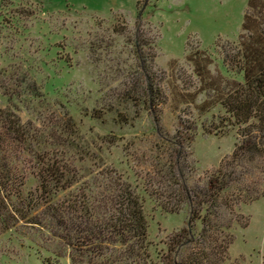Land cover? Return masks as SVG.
<instances>
[{
  "label": "rangeland",
  "instance_id": "374dc122",
  "mask_svg": "<svg viewBox=\"0 0 264 264\" xmlns=\"http://www.w3.org/2000/svg\"><path fill=\"white\" fill-rule=\"evenodd\" d=\"M247 2L0 0V109L18 116L28 135L13 159L23 194L8 202L31 195L43 218L50 199L54 205L88 195L105 219L119 207L117 195L129 192L142 202L150 243L135 264H170L198 251L196 240L168 250L183 229L196 235L201 228L205 205L191 207L184 189L206 197L208 179L231 169L239 139L216 102L219 91L196 75L193 54L205 52L217 88L229 91L240 76L223 58L237 51ZM144 66L160 91L153 109L127 94L145 99ZM43 161L72 184L58 189L53 180L50 194L41 193ZM232 169L235 188L220 210L231 243L221 251L226 232H219L209 264H264V158ZM246 196L257 200L240 201ZM116 249L113 260L123 255ZM70 255L86 264L47 227L22 219L8 230L0 224V264H75Z\"/></svg>",
  "mask_w": 264,
  "mask_h": 264
},
{
  "label": "trees",
  "instance_id": "16d2710c",
  "mask_svg": "<svg viewBox=\"0 0 264 264\" xmlns=\"http://www.w3.org/2000/svg\"><path fill=\"white\" fill-rule=\"evenodd\" d=\"M236 48L235 53H228L223 58L228 70L240 76V79H232V87L227 92L217 88L216 79L212 78L209 72L210 59L205 52L196 51L197 53L193 54L196 75L201 84H208L214 91H219L216 102L232 120L231 125L237 127L239 141L235 143L231 159L226 164V169H231H219L208 179L206 197L197 200V192L184 189L191 207L205 205L200 217L201 228L196 235L183 229L168 243V250L172 253L174 247L179 249L187 242L195 240L201 246L198 251L189 253V258L179 262L171 259L170 264H209L216 255L214 249L217 248V235L221 231L226 232L221 251L227 249L231 243V235H227L231 226L223 222L220 210L222 205L229 204L235 188L232 186L235 181V169H232V166L241 165L242 161L252 163L257 158H264V0H248L243 15L242 33ZM143 68L145 84L140 90L145 99L136 100L130 91L126 93L134 102L137 101V104L153 109L157 101H160V91L154 73L147 66ZM140 90L136 89L135 93L138 94ZM24 127L25 124L18 116L6 109H0V224L3 229H10L21 219L33 226L47 227L53 237L61 239L73 252L86 258V264H96L94 257L99 258V264H115L117 260L122 261L125 258L126 263L129 261L127 264H135L137 257H144L142 255H146L150 244L147 239L148 223L141 200L129 192L117 195L119 207H114V212L105 219L99 212L94 211L88 195H83L81 201L67 198L54 205L50 203V199L47 201L46 211L42 214L43 218L33 212L36 207L30 204L31 195H27L19 205L8 202L10 196L21 197L23 194L20 189L22 176L13 159L19 146H23L22 150L26 148L28 135ZM42 163L43 172L39 175L41 193L50 194L53 180L58 189L68 188L72 184L73 181L68 179L63 182L65 174L59 172L58 165L51 163L48 167L45 166L46 161ZM202 192L204 194V191ZM256 197L246 196L240 201L257 200ZM197 216L195 214L194 217ZM11 219H14L13 223ZM48 221L49 224L45 223ZM116 247L122 248L123 255L113 260L112 257L118 254L119 250ZM70 258L72 263L76 264L73 255H70Z\"/></svg>",
  "mask_w": 264,
  "mask_h": 264
}]
</instances>
